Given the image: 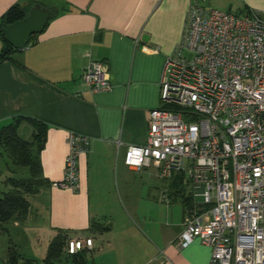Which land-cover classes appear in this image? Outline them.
<instances>
[{
    "label": "crops",
    "instance_id": "0c3cea01",
    "mask_svg": "<svg viewBox=\"0 0 264 264\" xmlns=\"http://www.w3.org/2000/svg\"><path fill=\"white\" fill-rule=\"evenodd\" d=\"M30 1L57 14L26 47L0 62V127L17 117L44 126L38 159L47 185L29 196L41 221L35 224L29 208L22 224L0 234V264L12 239L23 257L40 261L57 231L91 240L82 249L85 264H207L209 247L197 239L184 247L176 241L190 209L198 208L197 215L203 210L195 197L200 189L184 186L182 176V193L170 195L173 177L158 178L153 166L133 171L123 158L128 146L144 144L148 112L159 107L163 61L180 39L190 2L264 15V0H0V16ZM89 60L106 65L110 91L91 93L80 84ZM32 131L25 121L17 128L26 141ZM68 133L86 137L88 144L77 160L75 192L51 187L62 178ZM184 192L191 208L182 205ZM162 193L165 204L158 202Z\"/></svg>",
    "mask_w": 264,
    "mask_h": 264
},
{
    "label": "built area",
    "instance_id": "2783aa9c",
    "mask_svg": "<svg viewBox=\"0 0 264 264\" xmlns=\"http://www.w3.org/2000/svg\"><path fill=\"white\" fill-rule=\"evenodd\" d=\"M91 93L108 92L106 65L89 60L79 75ZM159 107L147 115L142 146H128L133 171L153 166L160 179L183 176L200 189L176 241L210 248L207 264H264V15L188 5L181 36L164 58ZM62 178L51 187L75 192L86 137L68 133ZM158 202L166 203L162 193ZM89 238L65 240L71 256Z\"/></svg>",
    "mask_w": 264,
    "mask_h": 264
},
{
    "label": "trees",
    "instance_id": "16d2710c",
    "mask_svg": "<svg viewBox=\"0 0 264 264\" xmlns=\"http://www.w3.org/2000/svg\"><path fill=\"white\" fill-rule=\"evenodd\" d=\"M36 4L35 2H27L25 5L13 4L6 9L0 16V28L3 25L11 24L15 21L21 20L28 8ZM39 5V4H38ZM47 8L50 11L48 18L49 22L56 14L57 10L51 7ZM34 35H31L29 41ZM0 40L2 41V48L0 49V62L8 59L9 55L15 50L11 48L2 39L0 33ZM25 121L32 127V134L29 141L21 139L17 134L19 124ZM44 126L36 121L30 119H22L17 117L11 120L8 124L0 127V157L4 159V167L9 171L12 166L15 170H20L24 176L5 177L0 184V234H8V228L13 223L22 224L29 213V202L27 197L35 194L39 189L47 185V181L42 177L39 165L38 154L42 148L44 140ZM8 162V163H7ZM14 171L10 170L13 174ZM15 173V172H14ZM182 176L174 175L172 178L170 195L182 193ZM186 181L184 182V186ZM182 205L187 208L192 207L191 198L187 195L180 196ZM92 228L99 231L100 226L93 225ZM106 228L103 227L102 230ZM66 234L57 231L49 240L43 258L40 261L27 259L17 252L14 245L9 246L6 250V257L4 264H85L82 258L83 250L78 253L66 256L63 253V246L67 240Z\"/></svg>",
    "mask_w": 264,
    "mask_h": 264
},
{
    "label": "water",
    "instance_id": "95a60500",
    "mask_svg": "<svg viewBox=\"0 0 264 264\" xmlns=\"http://www.w3.org/2000/svg\"><path fill=\"white\" fill-rule=\"evenodd\" d=\"M50 11L38 4L30 6L25 16L0 28L2 39L14 50H21L28 44L31 35L39 34L46 25Z\"/></svg>",
    "mask_w": 264,
    "mask_h": 264
},
{
    "label": "rangeland",
    "instance_id": "374dc122",
    "mask_svg": "<svg viewBox=\"0 0 264 264\" xmlns=\"http://www.w3.org/2000/svg\"><path fill=\"white\" fill-rule=\"evenodd\" d=\"M20 136H21V138H25V136H23L21 133H20ZM2 155H3V153H1ZM2 155H1V157H0V184H2L1 182H3L4 181V178L5 177H10V176H15V177H19V175L20 176H24L23 175V173H20L19 174V171L20 170H15L12 166L9 168L10 170H12V171H14L13 172V174H11L10 173V170L9 171H6V169H5V167H4V159L2 158ZM3 157H4V155H3ZM8 163V162H7ZM150 171L152 170V169H149ZM143 176H141V178H142ZM140 178V179H141ZM135 179L137 180L138 179V177H135ZM155 182L156 184H159V182L157 181V180H154V179H152L151 178V182ZM139 188H141V191L143 192L144 191V188H143V184H142V182H140V184H139ZM142 192H141V197H144V195L142 194ZM196 197V200L198 201V202H201V196H195ZM28 198V202L30 201V214H31V217L33 218V220H35L36 221V223L35 224H37V222H40L41 221V215H39L37 212H35L34 211V203H33V201H32V199H31V197H27ZM139 204H141V201L139 202ZM37 216V217H36ZM30 217V218H31ZM12 239V238H11ZM10 239V240H11ZM10 242H12V243H10V244H12V245H14V246H16L15 247V249L17 250V252L19 253V254H21V252L19 251V250H21V247L19 246V245H17V244H15V242L13 241V239L10 241ZM6 243H7V239H6ZM44 250V249H43ZM35 253H37L38 254V257L37 258H40L41 256H42V254H43V251H39V253L38 252H36L35 251Z\"/></svg>",
    "mask_w": 264,
    "mask_h": 264
}]
</instances>
